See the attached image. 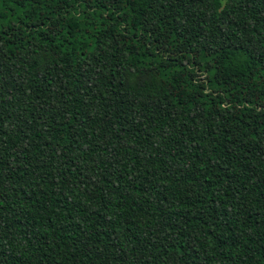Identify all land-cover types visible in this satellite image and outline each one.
<instances>
[{
  "label": "trees",
  "instance_id": "16d2710c",
  "mask_svg": "<svg viewBox=\"0 0 264 264\" xmlns=\"http://www.w3.org/2000/svg\"><path fill=\"white\" fill-rule=\"evenodd\" d=\"M0 264H264V0H0Z\"/></svg>",
  "mask_w": 264,
  "mask_h": 264
}]
</instances>
